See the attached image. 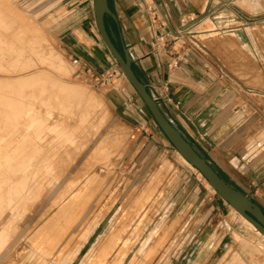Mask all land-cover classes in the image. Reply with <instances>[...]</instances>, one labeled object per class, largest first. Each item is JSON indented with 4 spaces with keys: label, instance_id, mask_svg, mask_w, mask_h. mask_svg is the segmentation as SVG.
Wrapping results in <instances>:
<instances>
[{
    "label": "rangeland",
    "instance_id": "obj_1",
    "mask_svg": "<svg viewBox=\"0 0 264 264\" xmlns=\"http://www.w3.org/2000/svg\"><path fill=\"white\" fill-rule=\"evenodd\" d=\"M32 1L0 0V17L4 16L3 19L0 18V24L3 25L0 26L1 30L5 29L0 30V36L4 35L1 37L3 39L0 38V55H2L0 56V84L4 83V86H0V94L4 93L3 87L11 85L9 83L15 86L17 82L15 79L32 73L28 79L33 82L28 83L33 89L41 85L48 89L51 85L56 90L55 87H59L60 83L84 88L88 98L93 97L97 100V105H101L105 113L103 114L107 118L104 124H98L97 132L92 129L87 132L91 134V137L86 136L87 139H84L85 142L91 140L87 144L79 135L80 129L83 130L90 121L87 120L88 112L84 110L87 104L84 98V101L79 102V107L84 105L83 109L75 108L74 106L78 105L73 106V102L72 105H67L68 108L66 105L63 108L61 101L59 104L52 101L51 105V102L48 104L45 101L42 105V102H39L33 110L37 114L32 112L31 121L38 115L40 119L36 117L34 119L36 122L33 120V123H25L27 127H16L14 131L10 130L11 134L7 133L6 137L0 138L2 143L0 146L5 147L3 149L0 147V158L12 159L11 155L17 154L14 156L15 160L3 161H7L5 163L8 165L20 162V159L22 162L25 159L24 163L20 162L24 166L34 162L36 164L39 161L38 157L40 159L42 156L32 157L22 152L27 150L29 141L32 143L35 141L34 143L38 145L44 144L43 150L48 144H51L49 148L54 145L58 149L61 148L55 155L58 157L51 161L54 162L51 166L55 171L51 172L52 169H50L51 171L43 174L45 179L39 182L37 187L39 189H35L34 193H24L25 201H27L25 206L14 208L4 205L2 209L3 205H0L2 207L0 208V225H2L0 232L3 230L0 237L3 236V243L6 242L5 245L1 243L3 250L0 251V264H264V234L255 226L249 225L247 220L244 223L230 204L216 211L211 199L215 197L221 200V196L216 190L211 189L208 180L198 169L192 168L180 157L178 150L171 143L162 135L158 134L160 138L155 135L157 132L153 127L146 126L138 130L120 117L117 112L118 100L115 93L116 90H121L123 82H127L120 66L112 69L116 75L112 77L111 82L104 84L78 58L68 52L63 45L62 36L56 33V29L37 18L28 5ZM7 15H10L9 17L15 15V19L8 20ZM204 17L199 42L206 47L198 46L200 54L207 59L213 58L212 54H214L215 58L228 62L229 66L222 69L230 71L236 80L242 79L243 69L248 70L247 73L249 72L251 78L258 76V66L241 65L243 55L241 42L242 39L246 41L249 37L251 43L264 44V20L257 18L247 20L243 14L239 13L214 20L210 19L208 13H205ZM17 19L20 20L17 21ZM23 22L26 25L29 23L27 28ZM7 27L10 28H8L9 31ZM11 27L14 29L20 27L19 31L22 32L18 34L19 31ZM236 28L243 31L233 36L224 33L226 30ZM25 31V35L29 37H23L25 35L22 34ZM4 32L8 34L5 35ZM216 32H222V34H216ZM9 35L15 38L12 39ZM32 36L38 40H31ZM6 38L10 40L6 41ZM13 41H16L17 45ZM250 58L252 61L254 56L250 55ZM260 70V76L264 79V66ZM34 81L37 82L33 85ZM234 84L239 87L236 81ZM39 89L40 94H45L44 90ZM91 101L93 102V100L89 102ZM77 108L82 111L78 112ZM73 110L75 113L72 112ZM83 110L87 113L84 114ZM44 119L47 120L46 123ZM37 121L42 123L41 131L45 129L42 133L38 129L39 126L35 125ZM116 123H119V126ZM76 125L80 126V129ZM19 130L20 133H18ZM14 132L15 134H12ZM113 132L118 134L117 137ZM10 135L17 136L13 139ZM105 136L109 137L108 141ZM53 137H56V140ZM66 137H68L67 142ZM145 137H150V142L143 147L145 141L144 143L139 141ZM12 139L13 142H9ZM16 139L17 141H14ZM1 140L6 144L15 142L16 145L10 144L6 148V144H3ZM80 142L84 143V149ZM17 143L22 146L18 147ZM150 143L156 145L153 151L150 150ZM63 145H65L64 148H62ZM9 147L12 153L7 152ZM2 150L5 153H2ZM32 150L31 148V152ZM19 152L24 155L22 156ZM6 153L9 158L5 156ZM17 157H20L18 161ZM165 159L173 163L174 168L172 170L171 166L170 172L176 173L181 165L192 170L198 178V187L203 190V195L198 197L193 190L187 193L188 191H183V188H178L179 181L176 180L173 183L174 174L170 175V179L159 182L161 178L159 169L163 160L166 161ZM154 173L158 176L154 177ZM14 209L20 216H16ZM25 210L26 213H24ZM13 216L18 222L12 220ZM3 219L7 220V223ZM9 219L11 223L8 222ZM9 227L13 230L12 233ZM4 236H8V240Z\"/></svg>",
    "mask_w": 264,
    "mask_h": 264
},
{
    "label": "crops",
    "instance_id": "obj_2",
    "mask_svg": "<svg viewBox=\"0 0 264 264\" xmlns=\"http://www.w3.org/2000/svg\"><path fill=\"white\" fill-rule=\"evenodd\" d=\"M28 5L37 18L56 29L68 52L93 75L102 77L119 66L98 32L93 0H33ZM109 5L116 19L110 17L107 23L119 49L122 53L129 49L135 71L159 97L165 114L221 174L264 209V79L260 76L264 44L242 39L241 65L258 66V76L251 78L243 69L238 80L222 69L228 62L212 52L213 58L207 59L198 48L204 46L199 40L205 13L212 20L235 13L247 20H264V0H109ZM239 31L243 30L224 33L233 36ZM115 96L124 121L138 130L153 127L157 137L162 135L171 143L128 80ZM144 141L143 147L150 137L139 142ZM150 146L152 151L156 147ZM174 175L178 188L203 195L192 170L181 165ZM211 201L216 211L228 204L222 198Z\"/></svg>",
    "mask_w": 264,
    "mask_h": 264
},
{
    "label": "bare ground",
    "instance_id": "obj_3",
    "mask_svg": "<svg viewBox=\"0 0 264 264\" xmlns=\"http://www.w3.org/2000/svg\"><path fill=\"white\" fill-rule=\"evenodd\" d=\"M7 3V2H6ZM10 4V3H9ZM1 6V5H0ZM9 7V6H8ZM7 7V8H8ZM12 8V7H11ZM10 9V8H9ZM0 10H1V8H0ZM8 10V9H7ZM10 11V10H9ZM6 12V11H5ZM1 13V12H0ZM4 13H3V11H2V15H3ZM8 14H9V12H8ZM14 14V13H13ZM1 15V14H0ZM6 15V14H5ZM11 15V14H10ZM10 15H7V18H8V20H10L9 18H13V19H15L14 17H15V15H14V17L13 16H11V17H9ZM2 17V19H3V17L4 16H1ZM0 17V18H1ZM16 17H18L17 15H16ZM24 17V16H23ZM20 18H22V17H20ZM6 21L5 22H7V19L6 18H4ZM27 19V18H26ZM25 19V20H26ZM1 20V19H0ZM18 20H20V19H17V21ZM23 20V19H22ZM2 21H4V20H2ZM11 21L13 22V20L11 19ZM16 20H15V22H17ZM9 22V21H8ZM1 23V22H0ZM20 23H22V22H20ZM23 23H25V22H23ZM3 24L5 25V23L3 22ZM9 24V23H8ZM16 24H18V22L16 23ZM15 24V25H16ZM1 25V24H0ZM7 25V24H6ZM15 25H13V26H15ZM18 25H20V24H18ZM24 25V24H23ZM25 25H26V23H25ZM27 25H29V23L27 24ZM25 26L26 28L28 27V26ZM1 26H3V25H1ZM0 26V30H1V27ZM8 26V25H7ZM17 26V25H16ZM15 26V27H16ZM9 27H10V25H9ZM9 27H7L6 29H8ZM20 27H21V25H20ZM20 27L18 28V29H16V30H18L19 31V29H20ZM25 27H23V28H25ZM29 27H31V25L29 26ZM12 28V27H11ZM33 28V27H32ZM10 29V28H9ZM9 29H8V31H9ZM12 29H14V28H12ZM14 29V30H15ZM29 29V28H28ZM3 30H5L4 28H3ZM3 30H1V31H3ZM21 30V29H20ZM23 30V29H22ZM26 30V29H25ZM12 31V30H11ZM31 31V30H30ZM20 32H22V31H19V32H17L18 34L20 33ZM34 32H35V30H34ZM1 33V32H0ZM3 33V32H2ZM4 34L5 35H7L8 33H6V32H4ZM10 34V33H9ZM26 34V31H25V33H23L22 35H25ZM30 34V33H29ZM2 35V34H1ZM31 35V34H30ZM37 35V34H36ZM2 36H4V35H2ZM2 36H0V38L2 37ZM11 35H9V37H10ZM38 36V35H37ZM7 37V36H6ZM12 37V36H11ZM10 37V38H11ZM23 37H29V36H27V35H25V36H23ZM10 38H8L9 40H10ZM15 37H12V39H14ZM1 39H3V38H1ZM8 39L6 38V41H8ZM22 39V38H21ZM24 39V38H23ZM22 39V40H23ZM32 39H34V37L32 36V38H31V40ZM19 40H20V38H19ZM24 40H27V39H24ZM30 40V39H29ZM35 40V39H34ZM38 40V39H37ZM37 40H35V41H37ZM3 42V41H2ZM14 42V41H13ZM12 42V43H13ZM22 42V41H21ZM4 43H5V40H4ZM15 44H16V41L14 42ZM17 43H18V41H17ZM8 45H9V43H8ZM17 45V44H16ZM22 46V45H21ZM28 48H30V47H28ZM17 49V48H16ZM3 51V50H2ZM15 51V50H14ZM20 51V50H19ZM21 52V51H20ZM0 56H2V55H0ZM1 58V57H0ZM10 58V57H9ZM57 58V57H56ZM59 58V57H58ZM3 59V58H2ZM15 60V59H14ZM51 60H52V58H51ZM57 60H59V59H57ZM61 60V59H60ZM62 61V60H61ZM58 62V61H57ZM19 64V63H18ZM30 64V63H29ZM8 65V64H7ZM23 65V64H22ZM15 67V66H14ZM15 71V70H14ZM24 72V71H23ZM34 73H36V72H34ZM40 73V72H39ZM17 74V73H16ZM20 74V73H19ZM38 74V73H37ZM6 75V74H5ZM32 75V73H30V74H27V75H25V76H23V77H20V78H18V79H15L14 81L16 82L14 85L15 86H13L12 84L13 83H9V82H7V81H5V82H7V83H9V87L8 86H6V87H3L4 85V83H2V84H0V86L1 85H3L2 87H3V92L4 93H2V94H0V138L2 137H4L7 133H10L11 134V132H10V130L12 131V129H13V131H14V129L17 127V128H22V127H27V126H25V123H27L28 124V122L30 123V122H32L36 117H37V119H38V117H39V115L38 116H36V117H34V119L31 121V119L33 118L32 117V112H33V110L35 109V106L36 105H38V103L40 102H42L41 103V105L42 104H44L43 102H45L46 101V103L48 102V104L50 103V105L52 104V101H55V102H53V103H56V104H59V101H61L62 102V105L64 106L63 108H65V105L67 106V105H72V102H73V106L76 104V105H78V106H74L75 108L76 107H78L79 109L80 108H82V106H84V105H82V102H81V107H79V102L80 101H82L83 100V98L86 100V102H87V104H86V106H85V108L87 109H84L85 111H87L88 112V114H87V116L89 117V118H87V120H90V121H88V125L82 130V129H80V126H77V127H79L78 129H80L81 130V134L79 133V135L80 136H82L83 138H81L82 140H84V139H87L86 138V136L88 137H91L90 135H89V133H87V132H90V130L92 129V130H94V131H96L97 132V130H98V124L99 123H103L104 122V120L107 118L104 114V112H103V110H102V107H101V105H97V100L96 99H94L93 97H91V96H89V98H88V93L86 92V90L84 89V88H82V87H80V86H78V85H71V84H66V83H60V86L58 87V86H56L55 88H56V90H57V88H58V91H56V90H54L53 89V86L51 87V85L48 87V89H46L45 88V86H40L39 88H41L42 90H44V92H45V94H40V89L37 87V88H35V89H33V87L32 88H30L29 86V81H30V83H32L31 82V80L30 79H28V78H30L29 76H31ZM35 75V74H34ZM39 75V74H38ZM36 76V75H35ZM53 77V76H52ZM126 77V76H125ZM39 79V78H38ZM12 80V79H11ZM35 80H36V77H35ZM8 81H9V79H8ZM13 81V80H12ZM13 81V82H14ZM38 81V80H37ZM37 81H34L35 83H33V85L34 84H36V82ZM55 81H56V79H55ZM4 82V81H3ZM40 82V81H39ZM53 82V81H52ZM46 83V82H45ZM44 83V84H45ZM54 83H56V82H54ZM58 83V82H57ZM32 84H31V86H33ZM56 85V84H55ZM37 86V85H36ZM61 90V91H60ZM60 91V93H58ZM1 92V91H0ZM45 95V96H44ZM91 95V94H90ZM87 96V97H86ZM90 100H93V102L91 101V102H89ZM84 101V100H83ZM85 102V103H86ZM92 103V104H91ZM56 104H54V105H56ZM40 105V106H41ZM47 105V104H46ZM45 105V106H46ZM69 105V106H70ZM39 106V107H40ZM47 107H48V105H47ZM56 107H58L59 108V106L58 105H56ZM61 107V106H60ZM51 108V107H50ZM55 108V107H54ZM57 108V109H58ZM67 108H68V106H67ZM73 108V107H72ZM78 108L76 109L78 112H81L82 111V109H81V111L80 110H78ZM53 109V108H52ZM39 110V109H38ZM37 110V111H38ZM43 110V109H42ZM70 110H72V109H70ZM70 110H68V111H70ZM84 110H83V112H84ZM44 111V110H43ZM62 111V110H61ZM75 110H73L72 112H74ZM36 112V111H35ZM35 112H33L34 114H37V113H35ZM65 112V111H64ZM87 112H84V114H86ZM69 113V112H68ZM75 113V112H74ZM104 113V114H103ZM82 114V113H81ZM90 114V115H89ZM42 115V114H41ZM51 115V114H50ZM104 115V116H103ZM54 116V115H53ZM81 116H83V114L81 115ZM84 117V116H83ZM95 117L97 118L96 120H95ZM46 118V117H45ZM82 118V117H81ZM39 119H40V117H39ZM47 119V118H46ZM49 119V118H48ZM51 119V118H50ZM49 119V120H50ZM76 119V118H75ZM86 120V119H85ZM108 120V119H107ZM106 120V121H107ZM35 121V120H34ZM42 121V120H41ZM41 121H37V123H35V125L37 124V126H39L38 127V129H40V131H41V128H43L42 126H40L42 123H41ZM43 121H45V119L43 120ZM42 121V122H43ZM47 121V120H46ZM46 121H45V123H46ZM82 121H84V119L82 120ZM36 122V121H35ZM50 122V121H49ZM33 123V122H32ZM111 123V122H110ZM39 124V125H38ZM43 124H44V122H43ZM70 124V123H69ZM79 124V123H78ZM81 124V123H80ZM104 124V123H103ZM115 124V123H114ZM119 123H116V125H118ZM18 125V126H17ZM35 125H34V130L36 129L35 128ZM45 125V124H44ZM101 125V124H100ZM115 125V126H116ZM60 126V125H59ZM64 126V125H63ZM119 126V125H118ZM29 127V126H28ZM41 127V128H40ZM45 127V126H44ZM58 127V126H57ZM77 127H75V128H77ZM101 127V126H100ZM117 127V126H116ZM55 128V127H54ZM59 128V127H58ZM83 128V127H82ZM115 128V127H114ZM37 129V130H38ZM69 129V128H68ZM71 129V128H70ZM73 129V128H72ZM24 130V129H23ZM23 130H22V133H23ZM30 130V129H29ZM36 130V131H37ZM44 131H45V129H43ZM42 130V131H43ZM54 130V129H53ZM61 130V129H60ZM113 131H114V129H112ZM116 130H118L119 131V129H116ZM116 130H115V132H116ZM16 131H18V130H16ZM25 131V130H24ZM31 131V130H30ZM42 131L40 132V133H42ZM76 131V130H75ZM117 131V133H119ZM26 132H27V129H26ZM55 132V131H54ZM58 132V131H57ZM65 132H67V130L65 131ZM18 133H20V130H19V132ZM38 133V132H37ZM50 133V132H49ZM68 133H69V130H68ZM68 133H65V134H68ZM75 133V132H74ZM114 133V132H113ZM12 134H15V132L14 133H12ZM31 134V133H30ZM54 134V133H53ZM59 134V133H58ZM71 134V133H70ZM77 134V133H76ZM88 134V135H87ZM105 134V133H104ZM109 133H107V135H108ZM115 134V133H114ZM9 135V134H8ZM20 135V134H19ZM29 135V134H28ZM49 135V134H48ZM94 135V134H93ZM111 135V134H110ZM118 135V134H117ZM117 135L115 134L114 136H116L117 137ZM120 135V134H119ZM11 137H13L12 135H10ZM17 136V135H16ZM15 136V137H16ZM27 136V135H26ZM31 136V135H30ZM41 136V135H40ZM51 136V135H50ZM54 136H56V135H54ZM95 136V135H94ZM113 136V137H114ZM6 137V136H5ZM15 137H13V139L15 138ZM19 137V136H18ZM28 137V136H27ZM26 137V140L29 138H27ZM44 136L42 135V138H43ZM59 136H57V138H58ZM88 137V138H89ZM106 137V136H105ZM113 137H111V139H113ZM24 138H25V136H24ZM47 138V137H46ZM54 138V137H53ZM56 138V137H55ZM54 138V139H55ZM67 139H65L66 140V142H67V140H68V137H66ZM107 138H109V137H106L105 139L108 141L109 139H107ZM7 139V138H6ZM9 139V138H8ZM13 139H12V141L10 140H8L9 142H13ZM41 139V138H40ZM62 139H64V137L62 138ZM77 139V138H76ZM92 139V138H91ZM95 139V138H94ZM3 140H5V138L3 139ZM23 140V139H22ZM25 140V139H24ZM32 140H33V138H32ZM47 140V139H46ZM56 140V139H55ZM54 140V141H55ZM99 140H101V139H99ZM2 141V140H1ZM14 141H17V139L16 140H14ZM38 141V140H37ZM50 141L52 142V140H51V138H50ZM63 141V140H62ZM81 141V140H80ZM89 141H91V140H89ZM89 141H87V142H89ZM101 141H103V140H101ZM3 142V144H6L5 143V141H2ZM26 142V141H25ZM24 142V144H26ZM35 141H33V143L32 142H28V144H29V146H28V148H27V150L26 151H22L25 155H31L32 157L34 156V157H37L38 155H40V159H39V157H38V162L35 164V162H34V164H32V163H29V161L27 162V163H29L28 165H26V166H24V164L22 165L21 163H24L25 162V159H23L24 160V162H22V159H20L21 161V163L20 162H14L13 164H10V165H8L7 163H5V162H7V161H5V162H3L4 160H6L7 158L5 157V159L3 160V158L1 159L0 158V205H3V208L2 207H0V208H2V209H4V205H7L8 207L9 206H13L14 208L15 207H19V206H22V205H24L25 206V204H26V202L27 201H25V197H24V195H26V194H24V193H34V191H35V189H39V188H37L38 186H39V182H41L43 179H45V173H47V172H49V170L50 169H52V171L51 172H53V171H55L54 170V168H53V166H51V164H53L54 162H51V161H53V160H55V159H53V158H56V157H58V156H56L55 157V155H56V153L59 151V150H61V148L60 149H58L57 147H55V145L54 146H52V147H48V146H51V144L49 145L48 144V146H46V149H44L43 150V145H38V143H34ZM50 142V143H51ZM59 142H60V140H59ZM76 142V141H75ZM84 142H85V140H84ZM87 142H85V143H87ZM98 142V141H97ZM100 142V141H99ZM8 143V142H7ZM57 143H58V141H57ZM57 143H56V146H57ZM64 143V142H63ZM83 142H80V144H81V146H83L84 145V143L82 144ZM0 144H2V143H0ZM10 144H13V143H8V144H6L5 146H6V148L8 147V146H10ZM52 144H53V142H52ZM61 144H62V142H61ZM60 144V145H61ZM75 144H77V143H75ZM88 144V143H87ZM86 144V145H87ZM13 145H16L15 144V142H14V144ZM60 145H58V146H60ZM66 145V144H65ZM65 145H63V147L62 148H64V146ZM68 145V144H67ZM66 145V146H67ZM97 145V144H96ZM2 146V145H1ZM0 146V147H1ZM17 146L18 147H21V146H19L18 145V143H17ZM16 146V147H17ZM98 146H100V145H98ZM12 147V146H11ZM11 147H9V150L7 151V152H9L10 150H11ZM25 147H27V144L25 145ZM80 147V146H79ZM2 149L3 148H5L4 146L3 147H1ZM14 148V147H13ZM24 148V147H23ZM23 148L21 149V150H23ZM31 148L33 149L32 151L33 152H31ZM81 148V147H80ZM85 147L83 146V149H84ZM70 149V148H69ZM82 149V148H81ZM80 149V150H81ZM5 150V149H4ZM16 150V149H15ZM25 150V149H24ZM72 150V149H71ZM12 151V150H11ZM10 151V152H11ZM20 151V150H19ZM66 151V150H65ZM77 151V150H76ZM79 151V150H78ZM83 151V150H82ZM14 152V151H13ZM22 152H19V153H21V155H22ZM63 151H61V153H62ZM2 153H5V152H3V150H2ZM12 153V152H11ZM59 153V152H58ZM72 153V152H71ZM93 153V152H92ZM16 153H14V155H11V157H13L12 159L11 158H9V156H8V153H6V155L5 156H8V158L9 159H11V160H15V157L14 156H16L15 155ZM23 154V155H24ZM77 154V153H76ZM89 154H91V153H89ZM179 154H180V157H182L183 158V160L188 164V165H190L192 168H194V169H197L195 166H193L186 158H184L182 155H181V153L179 152ZM0 155H1V151H0ZM3 155V156H4ZM18 155H20V154H18ZM22 155V156H23ZM63 155H65L66 156V154H63ZM27 156H25L26 158H28ZM70 156V155H69ZM25 157H23V158H25ZM60 157V156H59ZM68 157V156H67ZM18 158V157H17ZM20 158V157H19ZM19 158L17 159V161L19 160ZM22 158V157H21ZM31 158V157H30ZM30 158H29V160H30ZM63 158H66V157H63ZM63 158H60L61 160L63 159ZM9 159H7V160H9ZM32 159V158H31ZM37 159V158H36ZM59 159V158H58ZM57 159V160H58ZM33 160H34V158H33ZM166 160V159H165ZM27 161V160H26ZM65 160H63V162H64ZM70 161V160H69ZM50 162V163H49ZM58 162V161H57ZM67 163H68V161H66ZM9 163V162H8ZM49 163V164H48ZM72 163V162H71ZM161 163V162H160ZM62 165V164H61ZM36 166H39V167H36ZM70 166V165H69ZM160 166V165H159ZM171 166H172V170H173V163H171V161L170 160H166V161H164L163 160V164H162V166H160V169H159V171H160V179L158 180L159 182L160 181H164V180H166V179H170V177L171 176H173V174H175V172H170V170H171ZM64 167V166H63ZM82 168V167H81ZM157 168V167H156ZM62 170H63V168H62ZM81 170V169H80ZM59 171V170H58ZM57 171V172H58ZM22 172V173H21ZM156 172H157V170H156ZM44 174V175H43ZM154 175H155V173H154ZM171 175V176H170ZM40 176V177H39ZM47 176V175H46ZM158 175H155L154 177H157ZM154 177H152V178H154ZM153 180V179H152ZM153 182V181H152ZM159 182H157V183H159ZM46 183V182H45ZM56 183V182H55ZM155 183V182H154ZM43 185V184H42ZM53 186V185H52ZM148 186V185H147ZM209 186L211 187V189L212 190H214L215 191V189L213 188V186L209 183ZM157 187V186H156ZM52 188V187H51ZM143 190V189H142ZM155 190V189H154ZM149 191V190H148ZM28 193V194H29ZM154 193V192H153ZM152 194V193H151ZM32 195H34V194H32ZM147 195V194H146ZM150 196V195H149ZM148 196V197H149ZM36 197V196H35ZM147 199V198H146ZM32 200V199H31ZM30 200V201H31ZM35 200V199H34ZM29 201V200H28ZM33 202V201H32ZM35 202V201H34ZM24 206H23V208H24ZM17 207V208H18ZM6 208V207H5ZM36 208V207H35ZM234 208V207H233ZM9 209V208H8ZM24 209H26V208H24ZM235 209V208H234ZM7 210V209H6ZM5 210V211H6ZM15 210V209H14ZM13 210V211H14ZM20 210H22V208L20 209ZM19 210V211H20ZM7 212V211H6ZM8 214H10L9 212H7ZM7 213H5V214H7ZM15 213H16V210H15ZM15 213H13V214H15ZM21 213H23V212H21ZM24 213H26V210L24 211ZM27 213H28V211H27ZM7 214V215H8ZM17 214V213H16ZM240 214V213H239ZM4 215V214H3ZM22 215V214H21ZM25 215V214H24ZM16 216H20V215H16ZM26 216V215H25ZM11 217V216H10ZM14 217V216H13ZM4 218V217H3ZM5 218H6V216H5ZM8 218H9V216H8ZM16 217H14V218H12V220L14 219V220H16L15 219ZM245 218V217H244ZM23 219H24V217H23ZM33 219V218H32ZM36 219V218H35ZM4 220V219H3ZM19 220H20V217H19ZM245 220H247L246 218H245ZM4 221H6V223H7V220H4ZM11 221V219H9V221L8 222H10ZM14 222V221H13ZM16 222H18V220H16ZM247 222L248 223H250L249 225H252V226H254L251 222H249L248 220H247ZM11 223V222H10ZM21 223H22V221H21ZM14 225H16L15 223H13ZM248 225V226H249ZM9 226H11V225H9ZM17 226V225H16ZM4 227V226H3ZM13 227H15V226H13ZM0 228L2 229V225H0ZM4 228H6V227H4ZM10 228V227H9ZM7 229V228H6ZM5 229V230H6ZM257 229V228H256ZM10 230H12L11 228L9 229V231ZM7 231V230H6ZM9 231H7V232H9ZM2 232H3V230L0 232L1 234H2ZM13 232V230L11 231V233ZM261 232V231H260ZM6 233V232H5ZM7 234V233H6ZM9 234V233H8ZM16 234V233H15ZM3 235H4V233H3ZM263 235V234H262ZM1 237H2V239H1ZM0 237V239H1V241H0V251L1 250H3V249H1V243L2 244H6V242L5 243H3V236H1ZM4 237H8V236H4ZM10 237V236H9ZM49 238V237H48ZM4 240H5V238H4ZM7 240H8V238H7ZM40 243H42V242H40ZM3 245V246H4ZM4 248V247H3ZM238 263V262H237Z\"/></svg>",
    "mask_w": 264,
    "mask_h": 264
},
{
    "label": "water",
    "instance_id": "obj_4",
    "mask_svg": "<svg viewBox=\"0 0 264 264\" xmlns=\"http://www.w3.org/2000/svg\"><path fill=\"white\" fill-rule=\"evenodd\" d=\"M95 22L98 32L122 69L127 80L133 85L140 97L145 102L154 120L172 145L195 166L213 186L216 192L228 204L234 207L243 217L251 222L264 234V209L253 198L239 189L230 178H226L219 170L188 140L181 130L169 119L152 94L147 82L137 74L133 67V58L128 48L123 53L117 44V38L107 20L112 17L116 19L109 0H93Z\"/></svg>",
    "mask_w": 264,
    "mask_h": 264
},
{
    "label": "built area",
    "instance_id": "obj_5",
    "mask_svg": "<svg viewBox=\"0 0 264 264\" xmlns=\"http://www.w3.org/2000/svg\"><path fill=\"white\" fill-rule=\"evenodd\" d=\"M177 64H178V62L175 63V65H177ZM114 75H116V72H114V71H112V70H109V71H107L102 77H97V78H99V80H100V81H103V83L105 84V83H109V82H111L112 77H113ZM151 92H152V90H151ZM152 94L154 95L155 99H156V100L158 101V103H159V97L156 96L153 92H152ZM159 104H160V103H159Z\"/></svg>",
    "mask_w": 264,
    "mask_h": 264
}]
</instances>
